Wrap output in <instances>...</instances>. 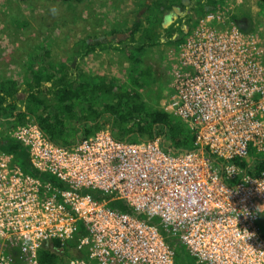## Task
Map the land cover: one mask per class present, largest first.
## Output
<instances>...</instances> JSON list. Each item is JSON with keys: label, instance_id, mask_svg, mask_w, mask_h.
<instances>
[{"label": "built area", "instance_id": "obj_1", "mask_svg": "<svg viewBox=\"0 0 264 264\" xmlns=\"http://www.w3.org/2000/svg\"><path fill=\"white\" fill-rule=\"evenodd\" d=\"M246 1L207 12L167 53L162 107L195 149L117 140L108 126L66 147L30 116L9 131L28 158L0 174V264H40L52 239L89 248L69 264H177L162 229L200 264H264V173L233 162L264 156L263 41L235 19L258 12Z\"/></svg>", "mask_w": 264, "mask_h": 264}, {"label": "trees", "instance_id": "obj_2", "mask_svg": "<svg viewBox=\"0 0 264 264\" xmlns=\"http://www.w3.org/2000/svg\"><path fill=\"white\" fill-rule=\"evenodd\" d=\"M224 1L194 0L192 13L185 16V21L179 20L184 26L178 29L177 38H172L174 24L168 28L162 27L163 13L175 5L184 7L183 0H138L139 7L144 9L143 19L135 20L132 26L121 23L104 33L107 37H117L123 33L129 36L128 39L92 43L78 35L68 57L59 60L52 59L48 45L39 49L26 61L23 76L0 78V147L27 149L8 133L27 123L30 116L51 141L66 147L108 126L117 140L136 142L161 136V144L166 149H195V137L187 125L151 96L153 89L145 94L146 88L161 79L152 65H145V52L162 44L178 50L198 19L222 7ZM258 1L260 10L257 15L245 13L240 17L235 16V19L242 30L260 35L256 32L259 23H255V19L259 15L257 19L262 17L264 22V0ZM166 37L168 41H162ZM98 47L113 48L123 54L129 62L126 77L92 73L85 69L87 57ZM167 82L169 84V80ZM22 85L25 86L24 92L20 91ZM233 162L241 167V175L245 171L255 175L264 173V156L251 154L246 158L236 157ZM93 196L101 198L96 192H93ZM112 205L131 211L122 201H112ZM259 228L264 234V214L260 218ZM162 234L174 247L177 264H190L192 257L185 246L173 241L164 229ZM76 247V240L62 242L52 239L39 252L40 264H69L72 258L84 256L89 251L88 247L82 250Z\"/></svg>", "mask_w": 264, "mask_h": 264}, {"label": "rangeland", "instance_id": "obj_3", "mask_svg": "<svg viewBox=\"0 0 264 264\" xmlns=\"http://www.w3.org/2000/svg\"><path fill=\"white\" fill-rule=\"evenodd\" d=\"M256 1L247 0L245 4L259 12L260 7L258 3L256 5ZM228 2L232 3V7L240 4L237 0ZM138 3V0H85L84 3L76 0H0V78L23 76L26 61L46 45L49 46L54 60L68 57L75 47L78 35L94 41L95 36L102 35L108 29L107 24L113 16L125 26H132L135 20L144 18V9ZM192 4L194 0H186L182 13L187 12ZM224 4H227V0ZM244 13L245 11H240L236 16L240 17ZM257 17L255 23H259V32H256L260 34L264 44V29L259 30L264 27V22L262 17ZM173 27L175 28L174 25ZM66 28H69L68 31ZM160 49L161 46H158L145 52V65H152L161 79L144 92L148 94L153 89L151 96L162 106L170 94V85L167 82L169 74L165 64L166 53L171 48L166 46L163 53ZM128 65L129 62L123 54L111 48V51L90 54L85 62V69L92 73L122 78L126 77ZM190 264L200 263L191 258Z\"/></svg>", "mask_w": 264, "mask_h": 264}, {"label": "flooded vegetation", "instance_id": "obj_4", "mask_svg": "<svg viewBox=\"0 0 264 264\" xmlns=\"http://www.w3.org/2000/svg\"><path fill=\"white\" fill-rule=\"evenodd\" d=\"M58 1H60V0H58ZM61 1H63V0H61ZM244 1H246V0H244ZM258 2H259L258 0L255 2L256 5ZM193 8L194 7L190 6L187 12H183L179 16V18L174 20V22L172 24H174L175 30L172 33V38H177L179 35L178 29H180L184 26L181 24V22L179 20L181 19L182 21H185V19H186L185 16L189 13H192ZM181 9H182V7H181ZM172 24H170V25H172ZM104 35L100 36V38L102 40H106V38H104L105 37ZM111 37H113V36H111ZM128 37H129L128 35H124L123 33H119L115 39L117 41V39H121V38L128 39ZM109 38H110V36H109ZM162 40L168 41V38L166 37ZM166 46H168V45H166V44L161 45L160 51H162V53L164 52V49L166 48ZM20 91L24 92L25 88L23 90L20 89ZM25 150L26 149H23V148H20L19 150H17V149H7V148L0 147V174L5 172L6 166H8L10 169H12V168L17 169V167H19V166L23 167L27 163V158H28V154L26 153ZM20 159H21V162H20Z\"/></svg>", "mask_w": 264, "mask_h": 264}, {"label": "crops", "instance_id": "obj_5", "mask_svg": "<svg viewBox=\"0 0 264 264\" xmlns=\"http://www.w3.org/2000/svg\"><path fill=\"white\" fill-rule=\"evenodd\" d=\"M194 6H195V4H192L191 5V7H194ZM110 8H113V7H110ZM119 24H121V21H119L115 16H113L110 19V21L108 22L107 28L109 29V28H111L113 26H116V25H119ZM108 29H106L105 31H107ZM105 31H103V32L105 33ZM104 33L102 35H104ZM100 36L101 35H99L97 38H95V40L92 41V43H97L98 40H101V41L106 42V43H108L109 41H115L116 42V39H115L116 37H114V36L109 38V37H107V36L104 35L105 36L104 38H106V40H102L100 38ZM106 51H111V48L102 49L101 47H98L95 52H106ZM52 59H54V58H52ZM24 88H25V86L22 85L20 89L23 90ZM19 105H21V104H19Z\"/></svg>", "mask_w": 264, "mask_h": 264}, {"label": "water", "instance_id": "obj_6", "mask_svg": "<svg viewBox=\"0 0 264 264\" xmlns=\"http://www.w3.org/2000/svg\"><path fill=\"white\" fill-rule=\"evenodd\" d=\"M186 0H183V4H185ZM182 6L175 5L171 9L167 10L163 14V21H162V27L168 28L170 24L174 22L175 19L179 18V16L182 14Z\"/></svg>", "mask_w": 264, "mask_h": 264}]
</instances>
